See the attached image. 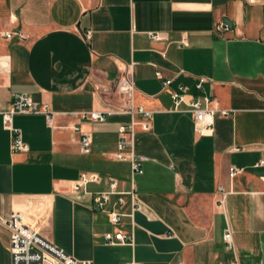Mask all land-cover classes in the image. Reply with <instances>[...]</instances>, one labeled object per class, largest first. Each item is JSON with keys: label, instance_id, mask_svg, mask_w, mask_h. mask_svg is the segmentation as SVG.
I'll use <instances>...</instances> for the list:
<instances>
[{"label": "crops", "instance_id": "0c3cea01", "mask_svg": "<svg viewBox=\"0 0 264 264\" xmlns=\"http://www.w3.org/2000/svg\"><path fill=\"white\" fill-rule=\"evenodd\" d=\"M220 23L226 29L218 33ZM12 31L27 39L0 38V57L8 58L0 74V217L29 211L45 239L93 264H264V165L257 166L264 161V0H0V32ZM126 73L133 105L151 112L132 118L133 151L147 160L134 177L141 209L124 195V205L108 206L123 215L112 225L93 197L112 179L130 190V163L113 154L131 118L115 113L98 123L82 115L126 107L116 91ZM198 77L229 112L205 134L190 114L173 111L171 98L179 85L195 94ZM19 93L53 115L51 122L15 115L26 144L15 153L1 112ZM83 133L92 139L88 154ZM230 168L239 171L233 178ZM82 173L101 181L76 193ZM119 231L132 242H106ZM10 238L0 224V264H11Z\"/></svg>", "mask_w": 264, "mask_h": 264}, {"label": "built area", "instance_id": "2783aa9c", "mask_svg": "<svg viewBox=\"0 0 264 264\" xmlns=\"http://www.w3.org/2000/svg\"><path fill=\"white\" fill-rule=\"evenodd\" d=\"M226 29L224 23H220L216 27V32L220 33ZM90 32L86 33V38L89 39ZM154 39L158 38V35L152 36ZM0 38H4L8 41L26 40L27 37L20 31L12 32H0ZM8 68V58L0 57V74ZM157 76L160 78L161 73L158 72ZM208 82L205 77H198L195 85L196 93L189 94L187 88L183 85H179L176 91H173L171 98L173 102V111L179 113H188L191 115L195 130L201 134L209 133L212 130L214 120L217 115L227 116L228 111L220 110L217 107L216 102L207 94H205L203 85ZM172 83V80H165L163 87L168 88ZM116 91L118 95L126 99L128 105L119 111H107L99 112L92 111L85 113L82 116L88 117L90 120L98 123L106 121L107 116L112 114H126L131 118L129 124L121 125L118 131V145L117 151L113 154V157L118 161H128L131 166V183L130 190L128 192H122L118 190V183L115 180L108 181V190L102 193H96L93 197V203L96 208H99L109 216V222L112 225H117L121 217L120 212L108 208L112 206H122L125 204L124 195H128L133 205V211L140 210L141 207L136 200V190L134 177L143 173L142 164L147 160L146 157L137 156L133 151V134L134 125L132 118L137 114H142L146 117L151 115V112L146 111L141 106H135L132 103L134 85L133 76L131 73L121 75L119 78ZM18 114L38 115L42 114L46 117L47 122L52 120V112L48 104H40L35 102L32 97L26 93H19L13 96L10 107L1 112L2 122L4 128L12 133L11 150L13 152H24L26 150V144L23 141L21 132L13 127V118ZM144 129H148L146 124L143 125ZM91 135L83 133L80 140V149L82 153L88 154L91 151ZM264 165V161H260L257 166ZM238 170L235 168L229 169V177L233 178ZM101 178L95 173H82L78 181L74 185V192H85L86 186L90 183H99ZM264 182V177L262 178ZM223 191L222 188H220ZM41 219L34 220L29 211L14 212L9 217H0V224L4 225L11 234L9 253L11 264H93L89 261H79L45 239L39 231L38 222ZM224 242L227 249L233 250L234 244L232 235L229 231L224 234ZM105 240L109 244L115 243H128L132 242L130 237L122 232L107 233L105 234Z\"/></svg>", "mask_w": 264, "mask_h": 264}, {"label": "water", "instance_id": "95a60500", "mask_svg": "<svg viewBox=\"0 0 264 264\" xmlns=\"http://www.w3.org/2000/svg\"><path fill=\"white\" fill-rule=\"evenodd\" d=\"M225 23L227 24L228 22H227V21H225Z\"/></svg>", "mask_w": 264, "mask_h": 264}]
</instances>
